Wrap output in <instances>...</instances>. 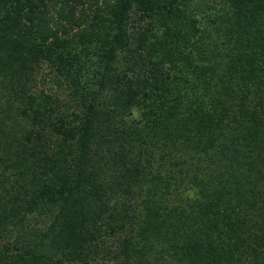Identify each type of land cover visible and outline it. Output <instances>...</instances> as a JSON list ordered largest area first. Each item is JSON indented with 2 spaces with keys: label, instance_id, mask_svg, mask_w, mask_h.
I'll use <instances>...</instances> for the list:
<instances>
[{
  "label": "trees",
  "instance_id": "trees-1",
  "mask_svg": "<svg viewBox=\"0 0 264 264\" xmlns=\"http://www.w3.org/2000/svg\"><path fill=\"white\" fill-rule=\"evenodd\" d=\"M0 264H264V0H0Z\"/></svg>",
  "mask_w": 264,
  "mask_h": 264
},
{
  "label": "rangeland",
  "instance_id": "rangeland-1",
  "mask_svg": "<svg viewBox=\"0 0 264 264\" xmlns=\"http://www.w3.org/2000/svg\"><path fill=\"white\" fill-rule=\"evenodd\" d=\"M133 17H134V13L130 12L129 18H128V23H130L132 21ZM118 63L121 65L120 61Z\"/></svg>",
  "mask_w": 264,
  "mask_h": 264
}]
</instances>
